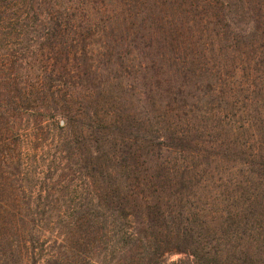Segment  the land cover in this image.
<instances>
[{"label":"trees","instance_id":"1","mask_svg":"<svg viewBox=\"0 0 264 264\" xmlns=\"http://www.w3.org/2000/svg\"><path fill=\"white\" fill-rule=\"evenodd\" d=\"M0 264H264V0H0Z\"/></svg>","mask_w":264,"mask_h":264},{"label":"rangeland","instance_id":"2","mask_svg":"<svg viewBox=\"0 0 264 264\" xmlns=\"http://www.w3.org/2000/svg\"><path fill=\"white\" fill-rule=\"evenodd\" d=\"M99 47L98 44H95ZM103 59H100L102 61ZM131 84V86H130ZM101 95L103 93L100 92ZM94 107H97L102 114L114 113L115 111L121 115L131 114L136 119L146 118L144 107L147 106L145 102L146 94L144 89L140 87L137 82L130 79L128 84L126 81L120 83L116 81L110 85L106 91V97L99 95L98 92H93ZM113 115V114H112ZM181 255H169L171 259H177Z\"/></svg>","mask_w":264,"mask_h":264}]
</instances>
